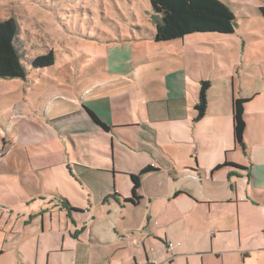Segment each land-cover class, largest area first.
I'll use <instances>...</instances> for the list:
<instances>
[{"label":"crops","instance_id":"obj_1","mask_svg":"<svg viewBox=\"0 0 264 264\" xmlns=\"http://www.w3.org/2000/svg\"><path fill=\"white\" fill-rule=\"evenodd\" d=\"M154 33L155 26L152 40ZM194 34L233 33L189 35ZM141 35L126 40L138 41ZM113 56L120 59L119 52ZM245 63L246 69L257 65L260 82H237L232 71L217 77L201 74L195 83L187 75L176 77L169 99L187 101L183 89L196 85L192 110L189 103L185 111L179 108L159 119L149 115L145 121L126 106L107 115L89 108L108 129L89 110L61 114L28 107L7 117L10 141L0 151L5 153L0 158V264H9L3 259L7 254L17 256L19 264H39L41 256L47 264H227L229 254L263 253L264 68L260 62ZM203 80L211 83L208 108L195 121ZM98 87L102 94L93 100L117 93ZM234 98L248 100L243 146L234 141ZM72 105L80 102L74 99ZM64 119L75 121V127L55 132ZM164 121L169 122L166 142L158 139L165 126H152ZM116 128L119 140L112 133ZM62 132L77 153L93 146L96 156L73 157ZM84 134L95 138L83 141ZM148 165L155 170L142 175L140 200L126 201L132 197V175ZM63 199L80 211L67 209ZM168 242L175 244L173 249Z\"/></svg>","mask_w":264,"mask_h":264},{"label":"rangeland","instance_id":"obj_2","mask_svg":"<svg viewBox=\"0 0 264 264\" xmlns=\"http://www.w3.org/2000/svg\"><path fill=\"white\" fill-rule=\"evenodd\" d=\"M221 1L236 16L232 35L194 34L176 41L155 42L151 38L154 11L150 0H0V19L15 16L20 24L17 44L27 70L25 78H0V151L2 144L10 141L7 117L28 107L34 111L48 108L49 112L61 114L94 107L107 115L126 106L146 121L149 115L159 119L168 112H179V108L185 111L189 103L192 110L196 85L183 89V93L188 92L187 101L169 99L176 77L187 75L189 82L195 83L193 78L201 74L217 77L232 71L237 82H260L257 65L253 63L246 69L244 62L246 59L260 62L264 68V16L259 10L264 0ZM141 32L145 35L143 39L126 40L139 38ZM242 42H246L243 51ZM50 50L56 56L52 66L36 69L31 65V58ZM118 52L120 59L115 60L113 55ZM98 86L112 87V92L117 93L105 100L101 97L93 100L91 96L102 94L96 92ZM55 96L59 99L48 103ZM74 99L80 102L78 107L72 105ZM74 124L75 121L64 119L58 125L59 130H54L57 133L64 128L70 130ZM168 124V121L152 122L153 127L165 126L158 131L162 142L167 141ZM113 131L119 140L118 129ZM62 136L73 157L96 156L93 146L79 148V154L69 135L62 132ZM94 138L88 134L81 136L83 141ZM65 147L61 148L69 157ZM4 154L0 153V158ZM29 253L34 254L33 245ZM228 257L227 264H264V252L252 257L233 254ZM6 258L9 264H19L17 256L7 254L3 259ZM39 264H47V260L41 256Z\"/></svg>","mask_w":264,"mask_h":264},{"label":"trees","instance_id":"obj_3","mask_svg":"<svg viewBox=\"0 0 264 264\" xmlns=\"http://www.w3.org/2000/svg\"><path fill=\"white\" fill-rule=\"evenodd\" d=\"M154 14L151 16L155 26L154 40L156 42L181 39L192 33H219L231 34L235 31L236 16L230 8L221 0H150ZM264 16V6L259 7ZM20 33V24L15 16L0 19V78H25L26 66L22 60V54L17 44ZM56 61L54 50L38 55L30 59L31 65L36 69L52 66ZM209 80L201 82L198 102L195 106L197 114L195 121L202 119L208 108ZM247 99L234 98L232 103L234 141L238 146H243L246 122L244 119L245 103ZM89 113L96 123L108 129L90 110ZM229 163L220 164L216 169ZM151 165L144 167L139 174L132 175V197L126 201L137 203L140 180L142 175L154 171ZM66 208L72 211H80L72 207L66 199H63Z\"/></svg>","mask_w":264,"mask_h":264},{"label":"built area","instance_id":"obj_4","mask_svg":"<svg viewBox=\"0 0 264 264\" xmlns=\"http://www.w3.org/2000/svg\"><path fill=\"white\" fill-rule=\"evenodd\" d=\"M168 248L169 249H173L174 248V246H175V244L174 243H172V242H168ZM146 264H153V263H150V262H148V263H146Z\"/></svg>","mask_w":264,"mask_h":264}]
</instances>
